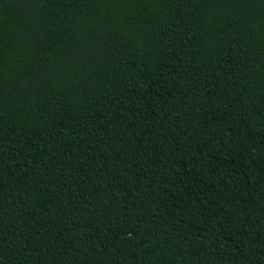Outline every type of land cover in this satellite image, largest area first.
Listing matches in <instances>:
<instances>
[{
    "label": "trees",
    "instance_id": "16d2710c",
    "mask_svg": "<svg viewBox=\"0 0 264 264\" xmlns=\"http://www.w3.org/2000/svg\"><path fill=\"white\" fill-rule=\"evenodd\" d=\"M0 264H264V0H0Z\"/></svg>",
    "mask_w": 264,
    "mask_h": 264
}]
</instances>
